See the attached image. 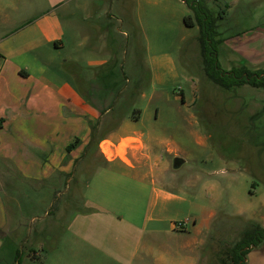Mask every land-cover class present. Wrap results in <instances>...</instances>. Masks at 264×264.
<instances>
[{"label": "rangeland", "instance_id": "rangeland-1", "mask_svg": "<svg viewBox=\"0 0 264 264\" xmlns=\"http://www.w3.org/2000/svg\"><path fill=\"white\" fill-rule=\"evenodd\" d=\"M117 1L70 0L59 9L68 37L71 29L76 32L75 27H82L91 35H98L103 29L105 36L109 30L110 37L115 39L117 69L128 78L113 102L115 112L111 111L101 119L103 124L96 132L97 138L105 136L111 121L116 122L125 116L120 113L122 110L118 111L121 103H127L129 108L137 107L134 116L131 114L135 120L142 116L140 109L144 110L149 105L139 96L150 85L147 81L149 69L144 61V40L136 36L134 27L125 17L117 15L114 8L111 11L112 4L116 6ZM133 2L135 18L140 0ZM207 2L217 18L218 38L225 40L228 47L236 41L244 42L241 47L243 53L240 52L242 56L244 53L255 56L252 61L258 62V68L264 70V0ZM82 14H90V17L82 21ZM92 41L95 42L94 39ZM223 47L218 46L219 61L226 69L228 65ZM66 52L63 51L64 54ZM239 59L243 62L242 57ZM176 60L181 70H187L195 86L182 72V76L172 80L167 88L174 97L169 99L164 93L156 98L150 114L136 125L143 128L145 139L151 136L155 147L163 149L162 174L157 185L180 198L160 210L164 221L173 219L175 232L163 230L157 235L163 237L164 250L173 246V253H180L174 255L179 260L174 264H192L190 256L200 253L201 264H221L222 259L228 258L229 248L248 223L238 213L243 212L246 218L264 215V87L245 84L226 90L214 84L204 71L197 38H192L178 52ZM244 62L248 65L249 61L244 59ZM104 69L102 67L100 71ZM140 69L144 75L138 77ZM113 114L119 116L114 120ZM162 139H169L175 145L162 148L158 144ZM137 143L138 140L132 137L124 139L118 153L125 155L129 150H137L130 155L146 157V148L133 147ZM110 145L105 142L103 148L109 156H114L115 151L110 150ZM174 156L186 159L179 169L173 167ZM103 166L110 165L102 160L98 165H88L86 161L78 163L74 173H80L82 168L85 179L92 181L91 187H87L86 182L81 184V190L76 189L73 179L67 181L62 177L43 183H32L14 176L9 178L13 179L14 185L6 187L5 184L3 190L9 206L10 226L4 237L5 248L0 254V264H18L19 259L20 264H116L110 262L104 243L71 238L70 226L78 213L95 223L111 221L110 214H113L125 224L126 233H142L151 197V176L141 182L135 173L117 165L109 174H99ZM144 170L149 172V169ZM4 178L5 175H1L0 182H4ZM66 203H70L71 209L59 212L57 208ZM186 218H189L188 224L179 228L178 223ZM194 220H197L198 228L193 227ZM17 222L21 223L20 227ZM48 224L55 237L47 242L38 235L34 245L31 240ZM65 232L66 237L59 238ZM172 234L176 237L168 238ZM199 237L206 239L201 250L196 248ZM17 251L20 252L19 258H16ZM127 256V264H144L142 253L132 258Z\"/></svg>", "mask_w": 264, "mask_h": 264}, {"label": "crops", "instance_id": "crops-1", "mask_svg": "<svg viewBox=\"0 0 264 264\" xmlns=\"http://www.w3.org/2000/svg\"><path fill=\"white\" fill-rule=\"evenodd\" d=\"M68 1L0 0V177H6L4 182H0V254L5 248L4 237L10 226L9 206L3 190L5 184L6 187L14 185L13 179L9 178L14 176L32 183H43L62 177L67 181L73 179L76 189L81 190V184L86 182V186L91 187L92 181L85 179L82 168L80 173H74L78 163L86 161L88 165H98L102 160L110 166H103L99 174H109L117 165L135 173L141 182L151 176V197L142 226L144 231L135 235L126 233L125 224L113 214H110L111 221L95 223L78 213L70 226V237L104 243L111 263L127 264V255L132 258L142 253L144 264H174L179 261L174 255L180 253L174 254L173 246L164 250L163 237L157 233L163 230L175 232L173 219L164 221L160 210L180 198L157 185L162 174L163 149L155 147L151 136L145 139L143 128L136 125L150 114L156 98L164 93L169 99L174 97L167 88L172 80L182 76V72L195 86L187 70L180 69L176 57L192 38H197L199 26L185 23L184 17L191 14V9L184 0H140L135 18L133 0H119L116 6L112 4L111 11L114 8L117 15L125 17L134 27L136 36L144 40V61L149 69L147 81L150 85L139 96L149 105L144 110L140 109L142 116L137 120L131 118L132 111L137 110L135 104V107H128L120 124L108 130L102 138H97L96 132L103 124L101 119L111 111L115 112L113 102L128 78L117 69L115 39L110 37L109 30L105 36L103 29L98 35H91L82 27H75L76 32L71 29L70 37L67 36L59 9ZM82 15V21L90 17V14ZM244 44L236 41L228 47L225 40L220 43L226 53L228 68L225 70L243 65L252 70L261 69L258 62L252 61L255 56L246 53L242 56ZM238 57H242L243 62ZM244 59L249 61L248 65ZM102 67L105 69L101 72ZM142 74L140 69L138 77ZM131 137L138 140L133 147L146 148V157L130 155L137 150H129L125 155L118 153L122 141ZM105 142L111 144L109 148L115 151L114 156L100 152V146ZM73 143L75 146L69 149ZM158 144L162 148L175 145L169 139H162ZM143 168L149 169L150 173L142 171ZM66 204L57 208L59 212L71 209L70 203ZM95 209L105 210L101 207ZM238 215L264 225V215L261 218L255 215L246 218L243 212ZM188 220L182 221L187 225ZM16 225L20 227L21 223ZM193 227H199L197 220H194ZM51 231L48 224L31 241L35 245L39 239L36 237L40 235L48 242L49 238L55 237ZM66 233L59 238L66 237ZM174 237L173 234L168 236ZM205 242V237L197 238L196 248L201 250ZM190 257L192 264H201V253ZM248 264H264V243L249 252Z\"/></svg>", "mask_w": 264, "mask_h": 264}, {"label": "trees", "instance_id": "trees-1", "mask_svg": "<svg viewBox=\"0 0 264 264\" xmlns=\"http://www.w3.org/2000/svg\"><path fill=\"white\" fill-rule=\"evenodd\" d=\"M192 11L184 17L187 25H198L199 34L197 39L200 43L201 54L203 57V68L207 77L216 85L231 90L235 87L245 84L264 87V70H252L246 66L233 67L230 70H225L219 61L218 46L223 41L218 38V23L214 12L210 9L207 0H184ZM127 103H121L118 111L126 114L128 110ZM127 108V109H126ZM133 116L135 110L131 113ZM119 114L116 115L118 117ZM113 114V119H116ZM124 116L118 120L111 121L109 130L118 126ZM75 143L69 146L71 149ZM264 243V225L256 221H248L245 228L240 232V237L229 248L228 258L222 259L221 264H248L249 252L261 246ZM20 257V252H17L16 258ZM21 260L19 259L18 264Z\"/></svg>", "mask_w": 264, "mask_h": 264}, {"label": "water", "instance_id": "water-1", "mask_svg": "<svg viewBox=\"0 0 264 264\" xmlns=\"http://www.w3.org/2000/svg\"><path fill=\"white\" fill-rule=\"evenodd\" d=\"M186 162V159L181 156H174L173 158V167L175 169H179L184 163Z\"/></svg>", "mask_w": 264, "mask_h": 264}, {"label": "built area", "instance_id": "built-area-1", "mask_svg": "<svg viewBox=\"0 0 264 264\" xmlns=\"http://www.w3.org/2000/svg\"><path fill=\"white\" fill-rule=\"evenodd\" d=\"M100 148H101V150H102V152H103L104 155H106V156L109 155V154L107 153V151L103 148V144H101ZM185 224H186V223H185L184 221H180V222L178 223V227H179V228H180V227H184Z\"/></svg>", "mask_w": 264, "mask_h": 264}]
</instances>
